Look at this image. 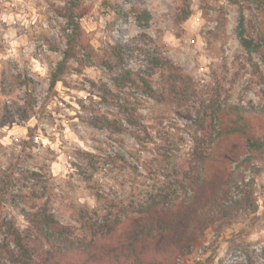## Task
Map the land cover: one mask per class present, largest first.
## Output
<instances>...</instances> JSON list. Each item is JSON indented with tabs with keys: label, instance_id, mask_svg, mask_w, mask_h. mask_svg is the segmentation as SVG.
<instances>
[{
	"label": "rangeland",
	"instance_id": "1",
	"mask_svg": "<svg viewBox=\"0 0 264 264\" xmlns=\"http://www.w3.org/2000/svg\"><path fill=\"white\" fill-rule=\"evenodd\" d=\"M68 1L84 12L78 18L82 37L52 88L51 70L62 62L72 28L59 12ZM187 3L190 15L177 22L185 0H0V183H7L22 207L47 203L63 222L76 224L73 206L127 205L163 173L185 164L192 150L191 124L213 101L264 104V44H256L264 37V11L248 0ZM120 5L147 7L151 19L140 25L130 13L117 20ZM241 6L253 50L238 36ZM119 38L158 47L193 76L198 99L205 102L177 107L138 90L144 127L118 133L86 121L96 114H120L102 97L104 86L116 89L112 78L120 62L112 47ZM143 59L135 49L128 65L137 67ZM254 127L256 137L264 139V123ZM233 141L234 156L221 169L225 197L218 199L237 201V207L214 212L215 220L175 264H264V144L263 159L245 166L241 160L249 146L241 135ZM253 167L261 171L254 173ZM28 170L39 173L37 180L29 179ZM95 189L102 193L99 202ZM2 217L26 224L6 199Z\"/></svg>",
	"mask_w": 264,
	"mask_h": 264
},
{
	"label": "trees",
	"instance_id": "2",
	"mask_svg": "<svg viewBox=\"0 0 264 264\" xmlns=\"http://www.w3.org/2000/svg\"><path fill=\"white\" fill-rule=\"evenodd\" d=\"M248 1L264 11V0ZM185 2L184 13L178 15L177 22L190 15L187 0ZM77 8V3L68 1L59 10L72 28L66 33L68 44L63 60L58 68L51 70L52 88L61 79L66 62L76 55L82 37L78 18L84 12H77ZM242 9L243 6L238 36L245 48L253 50L256 44H264V37L255 44L247 35L248 25ZM116 12L117 20L131 13L140 25L152 16L147 7L139 5H132L130 9L120 5ZM133 44V39L125 42L119 38L118 45L112 47L120 62L112 78L116 89L108 85L102 88L104 100L115 105L120 114L113 117L96 114L88 116L86 121L118 133L129 126L144 127L137 110L141 99L138 90L142 95L177 107L192 100L205 102L198 99L201 95L193 76L185 73L167 54L146 42L142 47ZM135 49L142 52L145 63L131 67L128 61ZM156 76L160 78L158 82ZM207 108L191 124L192 150L185 164L163 173L159 183L132 195L127 205L71 207L76 224L63 222L47 203L33 209L22 207L7 183L1 182L0 233L4 237L0 239V264H175L215 220L214 212L226 214L237 207V201L229 204L218 199V195L226 193L222 191L225 175L221 169L234 156L236 135H241L249 146V155L241 160L242 164L248 166L252 160L263 159L260 150L264 139L256 137L254 126L258 121L264 123V104L224 100L213 101ZM253 169L254 173L261 171V167ZM27 173L30 180H37V171ZM94 195L99 202L102 197L99 189H95ZM221 197H225L224 194ZM3 199L20 210L26 221L24 226L2 217Z\"/></svg>",
	"mask_w": 264,
	"mask_h": 264
}]
</instances>
